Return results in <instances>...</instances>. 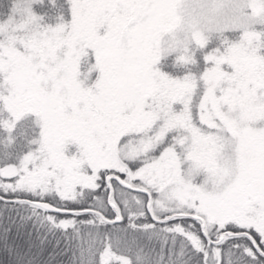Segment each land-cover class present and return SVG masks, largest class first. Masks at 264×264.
I'll return each mask as SVG.
<instances>
[{
	"label": "rangeland",
	"instance_id": "rangeland-1",
	"mask_svg": "<svg viewBox=\"0 0 264 264\" xmlns=\"http://www.w3.org/2000/svg\"><path fill=\"white\" fill-rule=\"evenodd\" d=\"M149 1L153 16L139 23L134 19L142 0H72L70 27H39L36 16L28 10L29 1L17 2L12 17L0 24V32H6L15 19H25V33L20 32L19 25L0 33V72L4 73L0 79V110L15 120L34 112L41 123L36 151L41 161L23 178L63 195L69 192L71 180L85 177L86 185L92 186L100 170L105 169L103 174L111 178L117 173L114 169L121 168L119 160H136L138 166L124 167L128 172L124 180L150 192L154 216L177 209L192 211L202 218L211 238H217L226 224L264 235V126L255 122L264 109H242L231 114L225 103L226 98L229 103L233 97L217 95L220 99L212 104L211 94L210 103L206 102L210 109L199 111L196 119L183 110L165 112L161 124L165 132L176 136L162 149L156 146L164 141L165 134L148 132L147 126L153 121L146 120L142 109L145 98L153 93L152 67L159 54L170 47L171 51L185 52L208 29L255 22L264 25V0ZM124 27L126 53L137 59L132 69H123L113 61V45L119 39L113 33H121ZM93 42L97 45L94 53L105 68L90 89L87 76L81 78L78 69L80 56ZM165 80L158 78L159 83ZM173 86L167 89L168 94L183 92L184 88L178 87V91ZM132 89L138 92L137 102L131 99L136 96ZM260 90L257 100L264 96V84ZM252 99L248 91L240 96L247 105ZM91 100L101 114H112L116 108L120 112L112 119L96 115L93 109L88 113L85 105ZM172 127L176 132L169 131ZM126 131H136L135 136L117 144ZM68 140L79 149L71 157L62 152ZM24 166L25 162V174ZM111 183L126 205L146 204L144 193L128 194L127 189ZM100 207L107 209L105 204ZM117 211L122 216L123 212Z\"/></svg>",
	"mask_w": 264,
	"mask_h": 264
},
{
	"label": "trees",
	"instance_id": "trees-1",
	"mask_svg": "<svg viewBox=\"0 0 264 264\" xmlns=\"http://www.w3.org/2000/svg\"><path fill=\"white\" fill-rule=\"evenodd\" d=\"M20 1L30 2L28 10L36 16L39 27L62 24L67 28L73 22L72 0H0V24L12 17ZM153 12L150 1L142 0L135 23L143 19L150 21ZM18 25L20 32L25 33V19H15L13 27L0 33H8ZM122 29L121 33H113L119 35L113 45V61L123 69H132L137 66V59L126 53L123 36L127 29ZM95 46L93 42L85 47L78 69L81 78L87 76L90 89L105 68L100 65V56L94 53ZM127 48L134 53L133 47L127 45ZM170 48L159 54L152 67L153 93L145 98L142 107L146 120L153 121L147 126L148 132L165 134L157 149H162L176 136L165 132L161 124L164 113L183 110L196 119L199 111L210 109L206 102L210 103L211 94L212 104L220 99L216 98L217 95L233 97L229 103L226 98L225 103L231 114L242 109L255 108L256 112L264 109V96L257 100L264 84V25L255 22L208 29L204 37L190 44L185 52L171 51ZM3 76L4 73L0 72V79ZM158 78L166 79V82L159 83ZM182 81L181 85L177 84ZM171 86L178 91L184 88L183 92L168 94L167 89ZM246 91L254 97L249 102L252 108L247 107L248 101L240 100ZM165 92L166 95L161 96ZM134 94L136 96L131 99L137 102V90L132 92ZM160 98L168 100L164 102ZM85 106L88 113L93 109L96 115L108 119L120 112L116 108L112 114L108 111L101 114L92 100ZM155 113L156 116L152 117ZM260 116L255 122L264 126L261 123L264 122V112ZM173 127L169 131L176 132L177 128ZM135 132H124L118 137L117 144L135 136ZM40 135L41 123L34 112H26L15 120L7 111L0 110V264H264V235L251 228L226 224L217 238H211L205 231L202 218L192 211L170 210L156 217L150 208V192L146 189L147 193L143 194L148 198L146 204L126 205L116 196L111 181L127 189L128 194L135 191L112 177L106 180L109 174H103L105 169L99 171L92 186L86 185L88 180L85 177L70 179V190L63 195L49 191L48 186H41L32 179L26 182L23 178L26 172L36 170L41 161L36 154ZM73 143L66 141L62 150L65 156L78 153V145ZM118 163L121 168L114 171L122 180L128 176L124 167L133 168L139 164L128 159H121ZM36 201L51 203L62 211L45 210L37 206ZM101 204L107 209H101ZM116 208L123 212L122 216ZM116 216L121 217L120 222L113 221Z\"/></svg>",
	"mask_w": 264,
	"mask_h": 264
},
{
	"label": "water",
	"instance_id": "water-1",
	"mask_svg": "<svg viewBox=\"0 0 264 264\" xmlns=\"http://www.w3.org/2000/svg\"><path fill=\"white\" fill-rule=\"evenodd\" d=\"M110 177L107 176L106 180H108ZM112 178L114 180H116L119 184L123 185L126 188H130L133 191L136 192H141V193H147V191L143 188H139V187H133L130 186L129 183H127L126 181L122 180L120 177H118L117 175H113ZM35 204L45 210H49V211H62L61 209H59L58 207L52 205L51 203L45 202V201H36ZM121 217L120 216H116L113 221L114 222H120ZM256 247V245H254Z\"/></svg>",
	"mask_w": 264,
	"mask_h": 264
}]
</instances>
